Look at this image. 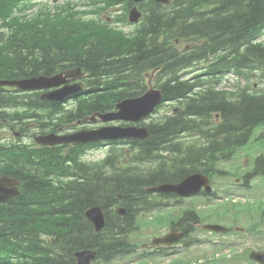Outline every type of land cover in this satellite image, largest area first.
<instances>
[{
  "label": "trees",
  "instance_id": "16d2710c",
  "mask_svg": "<svg viewBox=\"0 0 264 264\" xmlns=\"http://www.w3.org/2000/svg\"><path fill=\"white\" fill-rule=\"evenodd\" d=\"M73 2L46 13L48 1L0 0V80L87 74L84 91L65 102L0 86V133H20L0 138V177L22 181L20 196L0 204V264H75V252L86 248L106 261L130 254L140 215L182 204L174 194L149 188L198 172L224 177L219 166L247 147L258 129L264 140V0L148 1L139 4L137 25L128 20L130 0H101L97 19H86ZM119 6L125 14L113 15L114 24L101 17ZM115 23L135 29L125 33ZM193 67L201 74L187 79ZM229 73L239 83L219 88ZM152 76L163 101L142 124L149 139L36 145L34 134L76 129L142 96ZM103 146L102 161L83 160L88 149ZM259 178L264 181V150L245 184ZM95 206L106 217L99 233L86 217ZM201 216L187 208L173 225L188 237Z\"/></svg>",
  "mask_w": 264,
  "mask_h": 264
},
{
  "label": "rangeland",
  "instance_id": "374dc122",
  "mask_svg": "<svg viewBox=\"0 0 264 264\" xmlns=\"http://www.w3.org/2000/svg\"><path fill=\"white\" fill-rule=\"evenodd\" d=\"M45 1H48L47 7L44 6L46 13H50L53 5H63L67 2V0H33L35 3ZM100 1L74 0L73 3L76 5L73 8L77 7V12L84 13L86 19H97V15L93 12L103 7ZM39 10L38 5L28 13L33 15ZM106 10L101 17L109 22L111 20L114 24L113 15L123 16L126 9L119 6L116 9ZM115 25L123 28L121 30L125 33L133 32L135 29L130 26L123 27L120 23H115ZM198 74H201L200 71L191 69L186 78L192 79ZM238 80L236 76L229 75L228 83L223 86L233 88L238 84ZM91 126L95 125H89L90 128ZM261 132L262 129L256 131L254 139L258 141L251 142L233 160L223 162L219 166L227 172V175L224 176L225 178H216L212 182L214 192H217L218 197L214 199L190 198L183 203L182 209L195 207L202 214L203 223L220 224L230 229L228 233H211L198 227L195 236L200 243L188 249L180 245L175 251L168 252L166 256L142 250L141 253L147 252L140 255L130 254L123 261L99 264H258L251 260L250 256L252 252L264 253V182L260 178L256 179L252 182V187L248 189L243 187L241 180L250 169L253 159L264 150V140L259 139ZM3 133L1 132L0 135L2 136ZM106 152V148H103L89 153L87 158L100 162L104 159ZM182 209L180 206L170 207L140 215L138 218L140 229H137L138 233L133 235V240L142 246L156 237L167 235L171 229L169 224L179 217ZM237 227L241 228V231L236 230Z\"/></svg>",
  "mask_w": 264,
  "mask_h": 264
},
{
  "label": "water",
  "instance_id": "95a60500",
  "mask_svg": "<svg viewBox=\"0 0 264 264\" xmlns=\"http://www.w3.org/2000/svg\"><path fill=\"white\" fill-rule=\"evenodd\" d=\"M134 2H142L146 0H133ZM163 4H170L172 0H153ZM142 13L138 10L137 6L130 12V21L136 23L140 20ZM69 74H59L54 77H37L33 79H27L22 81H0V85L17 86L22 91H38L60 87L59 90L46 93L43 95L44 99L52 101H61L65 98L81 92L84 88L82 83L75 85L69 84L67 78ZM162 92L160 90L151 89L142 97L126 99L116 106V111L108 114H99V117L105 123L113 121H125L137 123L140 122L154 111V109L162 101ZM149 137V131L145 128L138 127H122V126H108L98 130L92 131H80L70 135H57L50 134L46 136H40L37 138V142L44 146H55L60 144H87L103 140H117V139H146ZM18 181L9 177H3L0 179V202L7 201L15 196L19 195ZM203 188L207 192L212 191L210 185V179L203 174H195L179 184L175 185H162L153 188V191L173 192L181 196H192L198 194ZM119 213L124 214L123 209L119 210ZM88 219L94 224L95 230L101 232L106 225L105 216L103 210L99 207L93 208L86 213ZM213 231H225L219 225H207L204 227ZM177 229L173 230V233L164 238H157L153 241L152 246H159L161 244L171 245L179 241L183 234L177 235ZM78 264H90L91 260L96 257V254L92 251H84L77 253ZM252 259L264 264V253L255 252L252 254Z\"/></svg>",
  "mask_w": 264,
  "mask_h": 264
},
{
  "label": "bare ground",
  "instance_id": "6f19581e",
  "mask_svg": "<svg viewBox=\"0 0 264 264\" xmlns=\"http://www.w3.org/2000/svg\"><path fill=\"white\" fill-rule=\"evenodd\" d=\"M200 68V67H199ZM192 69H196V67H193ZM87 92H90V90H88ZM2 94V93H1ZM3 96V95H2ZM7 96V95H6ZM5 96V97H6ZM11 96V95H10ZM27 96V95H26ZM13 98V97H12ZM8 99H10V98H8ZM14 101V100H13ZM9 107V106H8ZM184 136V135H183ZM112 141H120V140H110L108 143H110V142H112ZM108 148V147H107ZM88 151H93V148H90V149H88ZM57 163V162H56ZM58 163H60V162H58ZM18 180V179H17ZM19 181V180H18ZM20 182V185H22V181L20 180L19 181ZM248 185H246V184H243V187H245V188H248L247 187ZM157 207H159V206H157ZM119 208H121V207H119ZM156 208V207H155ZM91 209H93V207L91 208ZM93 224V223H92ZM94 226V225H93ZM93 250H95V249H93V248H86V249H81V250H78V251H76L75 253H82V252H84V251H93ZM144 252H146V251H143L142 253H141V250H134L132 253H130V254H143ZM130 254H126V255H124V254H121V255H118V256H127V255H130ZM75 256V264H78V255H74ZM117 256V257H118ZM160 256H166V254H160ZM116 258V257H115ZM115 258H113V259H115ZM112 259V260H113ZM112 260H109V261H106V260H102V262L103 263H107V262H110V261H112Z\"/></svg>",
  "mask_w": 264,
  "mask_h": 264
},
{
  "label": "flooded vegetation",
  "instance_id": "af4514ba",
  "mask_svg": "<svg viewBox=\"0 0 264 264\" xmlns=\"http://www.w3.org/2000/svg\"><path fill=\"white\" fill-rule=\"evenodd\" d=\"M83 124H85V123H82L81 125H83Z\"/></svg>",
  "mask_w": 264,
  "mask_h": 264
}]
</instances>
